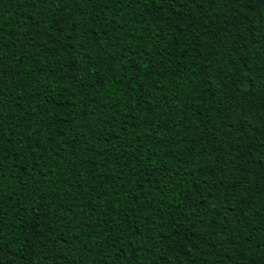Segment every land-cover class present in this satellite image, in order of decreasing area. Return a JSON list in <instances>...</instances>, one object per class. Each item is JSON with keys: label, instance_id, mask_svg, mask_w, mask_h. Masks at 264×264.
<instances>
[{"label": "trees", "instance_id": "trees-1", "mask_svg": "<svg viewBox=\"0 0 264 264\" xmlns=\"http://www.w3.org/2000/svg\"><path fill=\"white\" fill-rule=\"evenodd\" d=\"M0 264H264V0H0Z\"/></svg>", "mask_w": 264, "mask_h": 264}, {"label": "snow or ice", "instance_id": "snow-or-ice-1", "mask_svg": "<svg viewBox=\"0 0 264 264\" xmlns=\"http://www.w3.org/2000/svg\"><path fill=\"white\" fill-rule=\"evenodd\" d=\"M249 2H251V0H245V3L247 4V3H249ZM3 224V221L2 220H0V225H2ZM4 235H3V229H2V227H0V245H2L3 243H4ZM4 251V249H3V247H0V252H3Z\"/></svg>", "mask_w": 264, "mask_h": 264}]
</instances>
